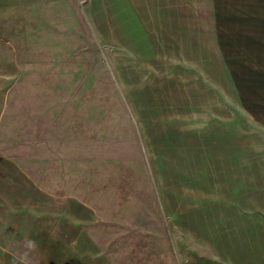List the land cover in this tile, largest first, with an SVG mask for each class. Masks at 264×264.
Here are the masks:
<instances>
[{
	"label": "rangeland",
	"instance_id": "rangeland-1",
	"mask_svg": "<svg viewBox=\"0 0 264 264\" xmlns=\"http://www.w3.org/2000/svg\"><path fill=\"white\" fill-rule=\"evenodd\" d=\"M5 3L0 264H264V0Z\"/></svg>",
	"mask_w": 264,
	"mask_h": 264
},
{
	"label": "crops",
	"instance_id": "crops-1",
	"mask_svg": "<svg viewBox=\"0 0 264 264\" xmlns=\"http://www.w3.org/2000/svg\"><path fill=\"white\" fill-rule=\"evenodd\" d=\"M3 1V0H1ZM6 1V3L4 4V6H20L21 5V1L22 0H4ZM12 1H15V2H12ZM9 2V3H8ZM11 2V3H10ZM17 2V3H16ZM19 2V3H18Z\"/></svg>",
	"mask_w": 264,
	"mask_h": 264
}]
</instances>
